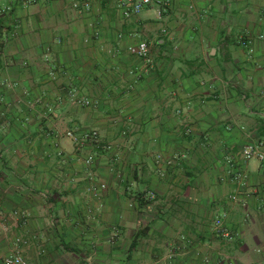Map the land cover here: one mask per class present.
Masks as SVG:
<instances>
[{
  "label": "crops",
  "instance_id": "0c3cea01",
  "mask_svg": "<svg viewBox=\"0 0 264 264\" xmlns=\"http://www.w3.org/2000/svg\"><path fill=\"white\" fill-rule=\"evenodd\" d=\"M76 1L0 0V264H264V0Z\"/></svg>",
  "mask_w": 264,
  "mask_h": 264
},
{
  "label": "built area",
  "instance_id": "2783aa9c",
  "mask_svg": "<svg viewBox=\"0 0 264 264\" xmlns=\"http://www.w3.org/2000/svg\"><path fill=\"white\" fill-rule=\"evenodd\" d=\"M157 4V18L162 19L163 13L166 11V6L168 4L167 0H120L119 7L123 13L124 16L128 17L131 14H138L140 13L144 8L152 5L153 3ZM74 8L83 10L90 7L89 0H84L83 2L76 1L74 2ZM162 32L166 33L167 28L163 27ZM243 43H251V40H245ZM131 52L136 54L137 56L146 59L147 61H151L150 56V45L149 42L146 40H142L138 42L137 44L130 47ZM86 103H89V101H85ZM65 135L70 138L73 142H75L79 146H84L86 142H91L95 146H100L101 140L99 132L96 129L83 132V133H77L74 129H69L65 132ZM262 142L258 143H252L247 146H244L242 149L239 150L238 155L245 161L251 160L253 158H257L259 160H264V151L262 150ZM94 156L88 155L86 157V162H93ZM240 175V174H239ZM93 176H91L92 182H93ZM105 188L106 184L101 183L99 186H94L93 188ZM150 196L154 198L156 196L154 191L149 192ZM235 197V196H234ZM233 197V198H234ZM215 224V232L223 236L225 238H233L234 234L231 231V228L229 225H227L223 217H218L214 221ZM173 252L169 253V258H173ZM2 264H27V261L23 258V256L20 253L15 254H9L5 256L2 260ZM172 264V262L170 263Z\"/></svg>",
  "mask_w": 264,
  "mask_h": 264
}]
</instances>
